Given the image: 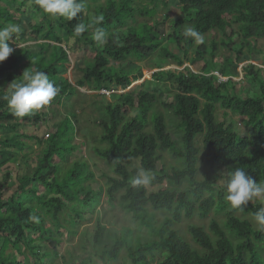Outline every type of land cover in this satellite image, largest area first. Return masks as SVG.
I'll use <instances>...</instances> for the list:
<instances>
[{"label": "trees", "instance_id": "trees-1", "mask_svg": "<svg viewBox=\"0 0 264 264\" xmlns=\"http://www.w3.org/2000/svg\"><path fill=\"white\" fill-rule=\"evenodd\" d=\"M97 1L84 0V4L87 10L95 5L96 18H101V23L93 24L94 32L97 27L103 28L107 42L103 47H96L90 65L76 66L78 76L72 78L74 85L63 77V68L69 63L68 50L74 49L61 32L93 49L97 45L93 39H88L87 31L80 36L74 34L78 22L86 25L87 22L81 17L72 21L51 19L35 0H10L11 10L0 5V28L17 24L21 32L16 38L28 42L37 40L44 32L55 41L20 48L10 43L15 51L0 62V88L30 67L29 70L45 72L60 88L54 98L58 103L77 94L78 87L91 91H124L132 82L139 81L142 74L140 70L128 73L112 62L121 63L129 58L143 61L156 54L180 66L181 57L169 51L167 42L175 45L182 57L186 56L182 43L190 47L195 42L180 31L184 24L196 28L202 36L210 31L226 35L229 28L227 44L237 40L239 47L234 52L238 59L252 42L264 38V0H176L179 14L166 36L159 32L163 22H136L132 0H106L102 5H96ZM141 1L143 6L137 13L147 18L156 15L159 5H165V0ZM28 5H32V9ZM146 5L151 8L147 9ZM25 8L35 18L28 33L24 28L26 22L19 17L25 14ZM39 17L42 21L37 20ZM205 48L204 44H197L196 56H202ZM216 49L217 44L213 42L210 57L219 61L214 55ZM225 64L227 60L223 66ZM242 72L246 84L238 88L231 78L218 82L214 74L193 73L186 67L184 72L158 71L152 74L151 81L174 84L172 103H165L161 93L143 89L141 85L115 95L112 101L102 102V117L97 121L102 149L93 148V153L112 164V175H103L105 189L90 190L89 183L95 182V178L84 162H74L69 170L62 172L61 163L75 150L71 144L75 133L74 114L65 116L52 133H47V145L36 156L33 170L19 177L11 195L6 196L7 176L0 182V264H31L26 262L28 255L32 264H53L61 257L63 237L66 240L75 237L83 221L89 220L101 203L102 194L107 204L120 202L149 239H137L130 247L126 238H117L110 246L98 250L94 247L100 244L105 227L97 222L91 237L92 257L94 254L100 261L115 262L125 249L129 264H264L259 247L264 242V233L248 220L234 215V211H239L253 216L264 205L250 202L243 210L232 211L228 210L230 206L224 199L223 184L236 166L245 168L246 174L257 182H264V78L261 69L252 64L243 67ZM217 73H223L221 67L217 68ZM3 93L4 89H0V96ZM157 106L169 109L178 119L177 139L167 131L166 118ZM217 109L224 117H240L244 131L239 134L232 123L217 121ZM38 119L37 113L24 118L13 117L6 101L0 100V145L13 148V151L0 150V168L20 153L15 147L23 149L22 143L16 141L17 135H13L16 132L11 134L13 136L10 132L17 130L20 123ZM17 138L32 139L23 134ZM164 153L177 159L179 165L165 167ZM132 159L138 160L139 168L129 167ZM141 170L152 177L150 188L164 182L178 187L185 178L190 187L183 190L161 187L148 192L145 186L131 183ZM158 211L169 216L156 223L155 212ZM211 211L224 213L223 228L215 220L209 222V233L201 226L189 225L187 231L191 240L201 249L194 250L174 226L195 216L204 219ZM228 234L239 242L234 243ZM70 261L85 264L91 260L74 256Z\"/></svg>", "mask_w": 264, "mask_h": 264}, {"label": "rangeland", "instance_id": "rangeland-1", "mask_svg": "<svg viewBox=\"0 0 264 264\" xmlns=\"http://www.w3.org/2000/svg\"><path fill=\"white\" fill-rule=\"evenodd\" d=\"M106 0H98L96 5L104 4ZM0 5H6L9 10L11 7L10 0H0ZM132 6L134 9V19L136 22L140 23H162L163 27L159 28L161 36H166L170 29L169 26L178 17V3L176 0H165V5H159L157 8L156 15L154 17H142L138 15V9L143 6L141 0H132ZM29 9H32V5L27 6ZM95 5L87 10L84 9V12L81 15V19L87 22V34L88 39H92L94 33L93 28V19L96 18L97 11L94 8ZM147 9L151 8V5L145 6ZM24 15H20V19L26 22L25 33L30 31V28L35 23V18L27 13V9L23 10ZM18 15H15L17 18ZM37 20L42 21V18L39 17ZM185 24L181 26L180 31L184 32L187 28ZM234 28L237 25L233 26ZM233 28V29H234ZM226 35H222L217 31H210L203 36V42L206 46L203 55L197 57L194 49L197 48V43L193 46L187 47L185 42L182 43L183 48L187 51L186 56L182 57V52L175 46L167 42L168 49L170 52L176 56L181 57L182 64L178 66L176 62L168 58H160L158 55H153L151 58L143 61L136 60L135 58H129L125 62H112L113 65H120L124 71L131 73L140 70L142 78L139 81L132 82L129 88L124 91L120 90H106L107 93L99 91H91L86 87L77 88L78 93L68 96L65 99L60 100V103L54 102L43 107L37 114L39 115L38 121L34 120L31 123H20L19 127L15 131H11L9 135H25L32 137V139H19L16 137V141L22 143L23 149L18 150L19 147H15V151H19L17 155L13 156V161L10 160L5 163L0 168V182L5 180L7 176V189L6 196L11 195L16 189L17 181L22 175L29 174L33 170L35 165L36 156H38L42 149L47 145V133H52L55 128L63 121L64 117L70 114H74L72 117L73 124L75 126L74 138L71 142L74 145L75 150L66 157V161L63 164L62 172L69 170L74 162H84L89 166V169L94 174L95 182L89 183V188L96 190L97 187H102L105 189L104 183V174L111 176L112 175V164L110 162L104 161L98 158L93 153V148L102 149V144L99 143V138L101 136V128L97 125V121L102 117V112L100 111V106L103 103L112 101L115 98V95L126 92L129 89L135 87L136 85H141L143 89H149L150 91H156L161 93V100L165 103H172V94L175 92V86L171 81L165 83L151 81L152 74L158 71H185V67L193 73H204L207 76L213 73H217V68L221 67L223 71L222 74L225 79H233L238 85L237 87L245 86L246 81L243 78L242 68L252 64L256 68L261 69V74L264 78V38L252 42V46L246 50L244 49L242 57L239 59L235 56V49L239 47L237 40H233L232 44H227L226 36L230 35V29H226ZM62 35L66 36V43L69 46H72L74 51L68 50V59L69 63L66 65L65 74L63 75L72 85H74L72 78L74 75L78 76L76 72V66L84 67L90 65L93 62L94 50L89 49L86 44H79L75 42L74 39L63 31ZM30 41L32 43H30ZM26 42L17 37L13 42L19 47L25 45H32L35 43H51L54 44L53 38L49 34H44L42 32L40 36L37 37V40L31 39ZM215 42L217 44V49L214 53L215 57L219 58V61L212 59L210 57V47L211 44ZM222 42V43H220ZM12 44V43H11ZM15 44H12L13 46ZM224 44V45H223ZM65 47V45H62ZM253 48V50H252ZM248 51H251L250 53ZM249 53V54H248ZM228 61V64L223 66L224 61ZM162 66V67H161ZM61 69V70H63ZM218 74V73H217ZM245 83V84H244ZM157 108L164 114L166 118V128L167 131L172 135L173 139H177L179 132L176 128L178 119L172 115L169 109H162L161 107ZM216 120L226 121V123H232L234 128L241 134L244 131V127L241 123V118L235 115H228L224 117L222 111L217 109L215 113ZM8 134L7 137H10ZM11 135V136H13ZM2 137V136H0ZM197 144L200 146V138L197 139ZM4 149L7 151H13V148H2L0 145V150ZM162 162L165 167L169 166H178L179 162L177 159L172 158L167 153L163 154ZM129 167L139 168L138 160L132 159V163ZM149 174V173H148ZM150 175V174H149ZM148 192L153 191L157 188L166 187L172 190H183L190 187L188 179H183L181 184L178 187L164 182L161 186L157 188H150L149 185H145ZM87 189V187H86ZM101 203L95 209L94 214L88 220H84L82 226L78 229L75 237L66 240L63 237L62 250L60 251L61 257L56 259L53 264H80L82 261H70L71 257L80 256V258H88L91 261H85V264H129L130 261L127 257V251L123 249L115 262L112 261H100L94 254L92 257V241L91 237L96 228L97 222L105 227L103 238L98 246H95V249L102 250L105 247L110 246L113 241L117 238H126L130 247H133L135 241L140 239L141 241H146L149 238L146 235L145 230L138 224V222L133 218L131 214H127L122 209V204L120 202H113L107 204L105 194H102ZM256 204L264 205V199H256L253 201ZM228 210H234L228 208ZM150 212V208H148ZM234 215L240 219L248 220L253 227L256 228L253 216L249 214H243L239 211H234ZM169 214L158 211L155 212L156 223L161 222ZM211 220H215L222 228L223 222L225 220L224 213L216 214L214 211L210 212L208 216L204 219L199 218L198 216L193 217L190 220H182L179 224H176L174 228L177 230L178 234L182 239L187 242L190 247L194 250L200 251L196 243L191 240V236L187 231L189 225L201 226L208 233V225ZM155 223V224H156ZM229 235V234H228ZM234 243L239 242L238 239H234L233 236L229 235ZM261 247V254L264 260V242L259 245ZM89 257H87V256ZM27 263H33L31 256L28 255ZM161 257L157 258V261ZM156 261V262H157ZM155 262V263H156Z\"/></svg>", "mask_w": 264, "mask_h": 264}, {"label": "clouds", "instance_id": "clouds-1", "mask_svg": "<svg viewBox=\"0 0 264 264\" xmlns=\"http://www.w3.org/2000/svg\"><path fill=\"white\" fill-rule=\"evenodd\" d=\"M35 2L51 19L79 20L85 9L84 0H35ZM93 23H101V18H94ZM87 28L84 22H78L74 26V34L80 36L87 31ZM20 32L21 27L17 24H7L0 28V62H4L15 51L10 43L15 44L13 41ZM184 36L197 44L203 42V36L194 27H187ZM107 38L106 31L99 27L92 35L97 47H103ZM29 69L30 67L26 68L18 78L13 79L6 87L0 88L4 89L0 100L6 101L9 112L16 118L35 115L49 105L60 92V88L54 85L45 72ZM151 179L146 171L141 170L133 177L131 183L137 187L145 186ZM223 189L225 201L234 210H243L250 202L264 199V182H257L248 176L245 168L240 166L232 169L229 178L223 184ZM253 218L257 230L264 233V207H260L253 214Z\"/></svg>", "mask_w": 264, "mask_h": 264}, {"label": "built area", "instance_id": "built-area-1", "mask_svg": "<svg viewBox=\"0 0 264 264\" xmlns=\"http://www.w3.org/2000/svg\"><path fill=\"white\" fill-rule=\"evenodd\" d=\"M214 75L217 76V78H218V82H224V81L226 80L224 77L220 76V75L217 74V73H214ZM102 92L107 93L106 90H102L101 93H102Z\"/></svg>", "mask_w": 264, "mask_h": 264}]
</instances>
